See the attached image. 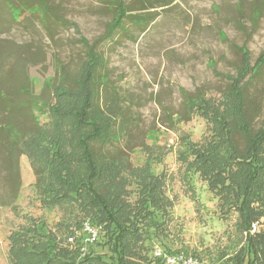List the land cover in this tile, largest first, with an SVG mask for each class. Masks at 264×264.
Returning <instances> with one entry per match:
<instances>
[{
  "label": "trees",
  "instance_id": "1",
  "mask_svg": "<svg viewBox=\"0 0 264 264\" xmlns=\"http://www.w3.org/2000/svg\"><path fill=\"white\" fill-rule=\"evenodd\" d=\"M8 1L36 10L42 22L77 27L54 15L47 0ZM113 3V17L105 31L91 41L77 39L84 60L74 75L61 73L57 83H47L52 95L40 105L45 121L33 113L35 99L24 93L27 87L10 96L0 92L4 186L0 205L13 206L16 201L21 186L19 156L25 155L40 205L61 211L53 225L24 216L7 235L8 264H161L163 257L149 252L153 240L162 237L174 238L177 244L176 248L165 245L164 254L190 256L199 264H264V119L257 128L252 125L246 96L249 82L264 70V49L251 64L248 50L237 48L241 57L235 74L216 73L228 84L217 98L201 89L193 93L180 89L184 117L178 119L202 116L208 132L201 142L191 140L188 133L180 136L178 178L197 208L201 205L192 182L197 175L216 198L227 226L212 244L188 249L181 237L182 222L173 213V177L153 170L164 151L143 143L139 148L143 159L136 164L124 150L112 154L103 149L129 132L132 115L129 101L111 85L108 61L99 48L112 43L119 32L127 33L128 21L144 28L155 18L149 10L170 1ZM260 4L253 9L254 19L261 13ZM7 89L14 91L12 85ZM84 222L99 229L91 243L86 241Z\"/></svg>",
  "mask_w": 264,
  "mask_h": 264
},
{
  "label": "rangeland",
  "instance_id": "2",
  "mask_svg": "<svg viewBox=\"0 0 264 264\" xmlns=\"http://www.w3.org/2000/svg\"><path fill=\"white\" fill-rule=\"evenodd\" d=\"M167 1L169 5L149 10L155 18L144 28L128 21L127 33L119 32L112 43L105 42L99 48L108 61L111 85L123 100L129 101L132 115L129 132L103 149L112 154L124 150L136 164L143 159L139 149L143 143L164 151L162 162L153 165V170L173 177V213L182 222L181 237L190 249L204 242L212 244L227 226L218 212L216 198L197 175L192 179L201 205L197 208L178 178L182 171L177 156L180 136L188 133L191 140L201 142L208 132L202 116L178 119L183 116L180 89L191 93L201 89L207 96L219 97L228 84L216 73L235 74L241 57L238 47L248 50L253 64L264 49V0ZM47 2L54 15L74 22L77 27H61L51 20L42 22L36 10L0 0V81L4 83L0 92L10 96L12 92L18 93V88L27 87L28 92L24 93L30 92L35 99L32 111L41 122L46 118L40 105L52 95L47 83H57L61 73L74 75L84 60V48L77 39L91 41L99 37L113 17L114 5L113 0ZM257 4L261 13L255 20L253 9ZM249 83L247 112L257 128L264 119V70ZM10 85L14 91L6 90ZM20 113L21 110L15 111L12 117ZM239 143L242 144L240 139ZM19 166V195L13 206L0 205V264H8L7 235L23 222L24 216L53 225L61 214L56 208L40 205L25 155L19 156ZM2 192L4 186L0 181ZM153 242L151 256L155 250L162 252L165 245L177 246L174 238L162 237ZM95 249L105 251L100 246ZM192 264L199 263L192 260Z\"/></svg>",
  "mask_w": 264,
  "mask_h": 264
},
{
  "label": "built area",
  "instance_id": "3",
  "mask_svg": "<svg viewBox=\"0 0 264 264\" xmlns=\"http://www.w3.org/2000/svg\"><path fill=\"white\" fill-rule=\"evenodd\" d=\"M83 230L85 231L86 234V241H88L89 243L95 240L98 236L99 229L89 225L87 222H84ZM255 230H257L256 225L253 226V231ZM82 250L85 251V248H82ZM154 256L163 257L161 264H177L179 261H182V264H192V260L196 262V260L193 259L192 257L185 258V256H183L182 254L171 256L164 254L163 252H160L158 250L154 251Z\"/></svg>",
  "mask_w": 264,
  "mask_h": 264
}]
</instances>
